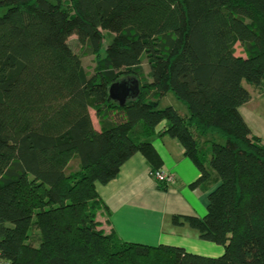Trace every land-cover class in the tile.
<instances>
[{"label":"trees","instance_id":"obj_1","mask_svg":"<svg viewBox=\"0 0 264 264\" xmlns=\"http://www.w3.org/2000/svg\"><path fill=\"white\" fill-rule=\"evenodd\" d=\"M1 9L0 263L264 264V144L240 113L251 98L243 84L264 89V0H0ZM71 36L96 58L92 73ZM132 80L136 98H109ZM167 93L186 115L158 108ZM161 123L158 135L199 171L190 187L215 186L205 215L181 220L222 246L219 257L99 229L96 184L136 153L154 159Z\"/></svg>","mask_w":264,"mask_h":264},{"label":"crops","instance_id":"obj_2","mask_svg":"<svg viewBox=\"0 0 264 264\" xmlns=\"http://www.w3.org/2000/svg\"><path fill=\"white\" fill-rule=\"evenodd\" d=\"M246 89L251 98L241 106L240 113L251 133L264 144V89ZM165 125L161 123L157 134L149 139L154 159L136 153L123 164L115 179L105 185L96 184L104 206L96 216L99 229L113 232L126 242L173 246L204 257H219L224 252L222 246L200 240L198 232L181 220L203 217L207 195L215 186L190 187L199 178V171L185 157L177 140L158 135ZM152 170L172 173L174 182L159 185L150 175ZM174 216L180 217L178 224L173 223Z\"/></svg>","mask_w":264,"mask_h":264},{"label":"rangeland","instance_id":"obj_3","mask_svg":"<svg viewBox=\"0 0 264 264\" xmlns=\"http://www.w3.org/2000/svg\"><path fill=\"white\" fill-rule=\"evenodd\" d=\"M67 1V0H64ZM4 10L1 9L0 12H3ZM111 36L107 33H105V40H104V44H108V42L110 41ZM68 44L70 46V48L77 54L81 55L82 57V64L85 68V70L90 74L92 73L94 67H95V63H96V58L90 55H86V54H82V50L79 46V44L77 43L76 37L75 36H71L68 39ZM235 52L236 54L240 53V49L238 47H235ZM142 70L143 73L146 74L148 72V64L145 58H143L142 60ZM244 87H249V85L247 84H243ZM173 107L175 110L178 111V113L182 116L186 115V109L184 107V105L182 103H180L179 101H177L173 95L171 93H167L165 96H163L162 98L159 99V104H158V108L159 109H163L166 107ZM90 117L92 120V123L94 125V127L96 129H98V125H97V120L96 117L94 115L93 111H90ZM220 142H222V140H219ZM223 143V142H222ZM122 242H126L122 239H120ZM128 243H134V244H141V243H135V242H128ZM142 245V244H141Z\"/></svg>","mask_w":264,"mask_h":264},{"label":"water","instance_id":"obj_4","mask_svg":"<svg viewBox=\"0 0 264 264\" xmlns=\"http://www.w3.org/2000/svg\"><path fill=\"white\" fill-rule=\"evenodd\" d=\"M139 92V84L136 80L121 81L110 86L109 98L122 106L127 99L136 98Z\"/></svg>","mask_w":264,"mask_h":264},{"label":"built area","instance_id":"obj_5","mask_svg":"<svg viewBox=\"0 0 264 264\" xmlns=\"http://www.w3.org/2000/svg\"><path fill=\"white\" fill-rule=\"evenodd\" d=\"M151 177L155 179V181L159 185H169L174 182V176L172 173L159 171V170H152L150 173Z\"/></svg>","mask_w":264,"mask_h":264}]
</instances>
